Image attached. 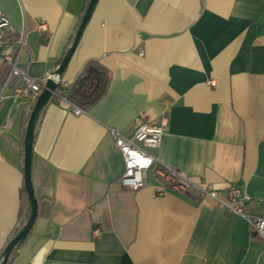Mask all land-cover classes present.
I'll return each mask as SVG.
<instances>
[{
  "label": "crops",
  "instance_id": "obj_1",
  "mask_svg": "<svg viewBox=\"0 0 264 264\" xmlns=\"http://www.w3.org/2000/svg\"><path fill=\"white\" fill-rule=\"evenodd\" d=\"M87 1L0 0L8 45L26 32L20 63L31 74L56 70ZM91 59L111 71L106 95L80 115L50 99L39 117L38 213L13 264H264V241L244 216L167 185L156 196L155 170L145 186H122L111 132L163 123L160 162L222 194L245 189L264 212V0H98L62 80L74 82ZM34 104L0 100V254L28 196L23 137Z\"/></svg>",
  "mask_w": 264,
  "mask_h": 264
},
{
  "label": "built area",
  "instance_id": "obj_2",
  "mask_svg": "<svg viewBox=\"0 0 264 264\" xmlns=\"http://www.w3.org/2000/svg\"><path fill=\"white\" fill-rule=\"evenodd\" d=\"M10 29L11 20L0 8V68L5 67L0 77V100L12 95L24 97L35 103L48 80L54 79L59 82L60 88H56L53 95L68 103L75 114L80 115L85 112L81 107L71 103L64 94L71 82L60 79L54 71L33 75L29 72L28 66L21 65V55L24 52L30 54L26 32L19 35L13 46L8 45L7 41ZM37 29L42 36H47L49 34L48 22L40 20ZM209 83L215 86L216 80L212 79ZM111 132L124 161V170L120 177L122 186L129 189L145 186L148 184L149 172L155 170L164 184L156 191V196L164 195L167 192V185L174 190L194 194L200 199L210 198L227 211L247 218L252 230L264 241V212L252 209V196L245 189L233 185L222 194L211 184L197 182L184 170L160 162L154 150L160 147L166 133L163 123L141 122L131 135L124 134L118 129H112ZM94 232L99 237L102 230L96 228Z\"/></svg>",
  "mask_w": 264,
  "mask_h": 264
},
{
  "label": "water",
  "instance_id": "obj_3",
  "mask_svg": "<svg viewBox=\"0 0 264 264\" xmlns=\"http://www.w3.org/2000/svg\"><path fill=\"white\" fill-rule=\"evenodd\" d=\"M97 2L98 0L89 1L88 6L82 16L81 22L77 28L72 44L67 50L64 58L62 59V62L59 64V66L54 71V73L57 74L60 79H62L63 73L82 38L84 30L88 22L90 21V18L94 12ZM58 85H59V82H57L56 80L54 79L48 80L46 87L39 94L33 106V109L30 113V116H29L27 130L25 134L24 174H25V188H26L27 195L31 203V212H30V216L26 224L10 240V242L5 247L3 251V257H2L0 264L7 263L8 258L11 254V251L21 240L27 237V235L29 234L36 220V216L38 213V199L36 197L34 186H33V181H32V160H33L35 130H36V126L38 124V120H39V117L41 115V112L44 106L47 105L48 101L51 99L53 91L58 87Z\"/></svg>",
  "mask_w": 264,
  "mask_h": 264
},
{
  "label": "trees",
  "instance_id": "obj_4",
  "mask_svg": "<svg viewBox=\"0 0 264 264\" xmlns=\"http://www.w3.org/2000/svg\"><path fill=\"white\" fill-rule=\"evenodd\" d=\"M89 1L90 0L87 1L86 7H87ZM111 77H112L111 71L106 66H104L100 61L95 60V59L88 60L86 62V64L84 65V67L82 68V70L80 71L77 79L74 82H71L70 87L65 90L64 94L66 95V97L68 98V100L71 103H73V104L81 107L83 110L87 111L94 104H96L98 101H100L106 95L108 88H109L110 81H111ZM58 88H60L59 85H58L57 89ZM56 99H57V97L52 94L51 100L53 101ZM32 109H33V107H32ZM29 116H30V114H29ZM29 116L27 117L26 122H25L24 134L26 133V130H27V124H28ZM24 139H25V137H23V147H24V143H25ZM30 212H31V203H30L29 197L27 196L26 204L24 205L23 211H22V218H21L20 224L16 228L14 236L26 224V222L29 219ZM31 230H30V232H31ZM28 235H27V237H28ZM14 236H12L11 239ZM27 237L24 238L23 240H21L14 247V249L11 251V254H10L6 264H13V262L15 261L17 255H18L19 248L23 245V243L25 242ZM4 249L2 250V252L0 254V262H1L2 257H3Z\"/></svg>",
  "mask_w": 264,
  "mask_h": 264
}]
</instances>
